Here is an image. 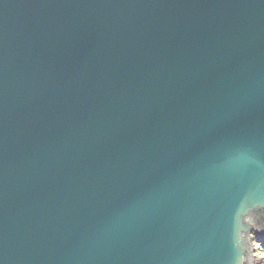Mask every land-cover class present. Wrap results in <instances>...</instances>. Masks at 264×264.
I'll list each match as a JSON object with an SVG mask.
<instances>
[{
    "label": "water",
    "instance_id": "95a60500",
    "mask_svg": "<svg viewBox=\"0 0 264 264\" xmlns=\"http://www.w3.org/2000/svg\"><path fill=\"white\" fill-rule=\"evenodd\" d=\"M264 236V0H0V264H252Z\"/></svg>",
    "mask_w": 264,
    "mask_h": 264
},
{
    "label": "rangeland",
    "instance_id": "374dc122",
    "mask_svg": "<svg viewBox=\"0 0 264 264\" xmlns=\"http://www.w3.org/2000/svg\"><path fill=\"white\" fill-rule=\"evenodd\" d=\"M262 240H263V242L261 241L262 247L259 250L253 251V256H255L254 257V264H264V237L262 238ZM253 245H255V244L253 243ZM259 256H261L263 260H258ZM252 259H253V257H252Z\"/></svg>",
    "mask_w": 264,
    "mask_h": 264
},
{
    "label": "bare ground",
    "instance_id": "6f19581e",
    "mask_svg": "<svg viewBox=\"0 0 264 264\" xmlns=\"http://www.w3.org/2000/svg\"><path fill=\"white\" fill-rule=\"evenodd\" d=\"M264 236H256L255 235V237L253 238V240H252V249H253V251H255V250H259L262 246H261V244H262V242H263V240H262V238H263ZM262 241V242H261ZM253 243L255 244V245H253ZM252 257H253V259H252V264H254V257L255 256H253V252H252ZM259 259L258 260H263L262 259V257L261 256H259L258 257Z\"/></svg>",
    "mask_w": 264,
    "mask_h": 264
}]
</instances>
